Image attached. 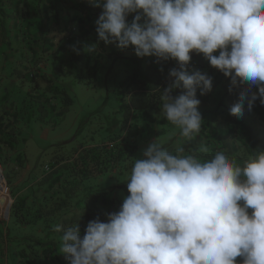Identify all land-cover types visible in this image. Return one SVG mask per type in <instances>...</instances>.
<instances>
[{"label": "clouds", "instance_id": "clouds-1", "mask_svg": "<svg viewBox=\"0 0 264 264\" xmlns=\"http://www.w3.org/2000/svg\"><path fill=\"white\" fill-rule=\"evenodd\" d=\"M95 6L102 8L97 43L177 62L161 111L187 140L204 123L197 90L204 95L213 84L207 73L188 70L191 53L229 79V92L239 87L230 115L242 117L257 100L264 105V0H96ZM176 152L155 139L135 159L119 210L106 222L89 221L82 238L77 223L64 230L61 253L69 264H237V257L240 264H264V151L242 166L222 151L203 162L179 155L183 147ZM54 230L61 232V224Z\"/></svg>", "mask_w": 264, "mask_h": 264}, {"label": "rangeland", "instance_id": "rangeland-1", "mask_svg": "<svg viewBox=\"0 0 264 264\" xmlns=\"http://www.w3.org/2000/svg\"><path fill=\"white\" fill-rule=\"evenodd\" d=\"M49 1L58 10L59 23L55 22L54 10H50L44 31L40 29L44 20L33 11L29 17L18 18L15 27L10 25L6 38L0 33V164L9 195L0 196V264H16L19 249L34 245L10 242V236L53 237L60 246L54 226L67 216L81 213L83 198L89 191L101 190L102 197L109 200L108 204L96 201L107 220V214L118 211L127 196L126 183L135 159L143 158V149L155 139L164 148L171 145L175 155L178 147L185 149L179 155H187L191 147L208 149L200 132L187 140L177 126L166 120L161 98L146 109L128 111L120 106L122 100L130 105V90L120 92V85L133 74L141 78L146 66V57L126 53L133 50L131 46L122 53L113 43L105 49L102 61L94 53L89 62L95 64L93 68L86 65L80 70L69 59L66 38H80L77 25L70 19L72 15L83 17L79 6L84 5L92 12L94 27V15L101 8L95 6L96 0ZM34 3L29 1L31 7ZM64 19L69 24L62 34ZM132 19L127 18L129 22ZM44 35L46 42L42 40ZM190 55L188 70L203 65L213 79L212 89L206 94L207 104L199 106L206 123L212 110L223 112L224 88L230 81L202 54ZM46 81L64 90L70 104L59 118L56 113L62 100L51 97L46 121L40 122L25 108L26 95L34 93L35 83L41 92ZM180 91L174 90L173 95ZM13 115L17 116L14 123ZM9 138L13 139V148L3 142ZM12 207L24 223L17 222Z\"/></svg>", "mask_w": 264, "mask_h": 264}, {"label": "trees", "instance_id": "trees-1", "mask_svg": "<svg viewBox=\"0 0 264 264\" xmlns=\"http://www.w3.org/2000/svg\"><path fill=\"white\" fill-rule=\"evenodd\" d=\"M29 1L30 0H0V33L3 34L2 36L6 38V35L9 32V26L11 25V27H15L18 18H21L23 15L29 17L33 14V11H37V14L42 20H44L40 29L44 31L47 29L46 23L50 19L49 12L50 10L53 11V8L55 7H51L52 3L49 0H35L32 7L30 6ZM84 7V5L79 6L80 13H82L83 17H81V15H72L70 19V22H74L77 25L80 38L67 37L64 45L68 46L69 59L80 70L86 65L91 67L95 65L89 63L91 56H93L91 52L94 51L89 50L92 45L81 40L82 35H88L93 28L91 23L93 19L92 12ZM57 12L58 10H54L53 16L55 22L59 23V15ZM61 23L60 30L61 33L64 34L67 32L69 20L64 19ZM42 38L43 42L48 40L45 38V35ZM73 47H75L76 51H73ZM151 61L152 62L149 61L146 63L141 78H135V74H133L128 77L122 85H120V92L130 90V105H125L123 100L120 104L124 110L131 111L136 110L137 108L146 109L152 107L153 101L161 98L163 89L168 83H170V79L167 80V76L169 70L176 67L173 61L171 59L167 61H158L156 57H152ZM195 70L206 73L203 65H197ZM207 74L209 75L208 72ZM51 84L52 83H49V81H46L43 90L39 92V87L37 83H35L32 88L34 93L29 92L26 95L28 102L26 103L25 108L29 110L31 114L33 113L36 119L40 122L46 121L45 116L48 115L49 110L47 103L51 97L57 96L62 100L63 105L56 113V116L59 118L64 115L67 111V106L70 104V98L66 95L65 91L60 87ZM229 87L230 84L226 85L224 88L222 101L225 106L223 112L219 114L217 109L212 110L209 120L201 126L200 136L208 146L207 151L201 152L198 151L197 148L191 147L187 150L186 154H195L203 162L210 160L216 152L222 151L230 159H234L242 166L243 162L254 156L256 152L264 151V105H261L259 100H257L252 110L249 112L246 109L242 117L237 118L234 115H230V107L227 106H231L238 99L239 87H234L231 92L228 91ZM255 90V87H253V91ZM206 94L200 95L199 90H197V97L200 100L199 106H205L207 104ZM16 117V115H13L11 117V122L14 123ZM13 137V135H10V138ZM10 138L3 142H6L8 148H13L11 142L13 139ZM165 148L171 154L175 155V150H173L171 145H167ZM102 194L103 191L101 190L87 192L83 198L82 212L79 214H72L61 220L59 224H61L62 230L61 232H58L60 242L64 230L67 227L74 226L76 223L80 229L82 238L89 221L99 218L101 222H106L103 218L102 210L96 204L98 199L100 200V203H109V200L104 199ZM127 195H129L128 191ZM249 211L251 210L249 209ZM12 214L18 219L17 222L21 220V222L24 223L22 218H19V211L15 207L14 209L12 207ZM9 239L10 242H16V244L24 245V242L34 244L27 249L22 247L19 249L16 264H69L67 255L61 253V243L60 246H58V243L53 237L40 239L32 236H10ZM241 260L242 258L239 257L238 264H240Z\"/></svg>", "mask_w": 264, "mask_h": 264}, {"label": "crops", "instance_id": "crops-1", "mask_svg": "<svg viewBox=\"0 0 264 264\" xmlns=\"http://www.w3.org/2000/svg\"><path fill=\"white\" fill-rule=\"evenodd\" d=\"M101 9L102 8H99V10H97L98 15H94L95 18H98L99 14L102 11ZM134 15H135V13L129 14L128 18L131 19V18L134 17ZM93 26L94 27L90 30V33L88 35H85V34L82 35L81 40L83 42H86L89 45H96L95 51H92L91 54L93 55L95 53L96 55H99L100 61H102L103 60L102 58L106 54L105 53V49H107L108 47L112 46V44L105 45L102 41H100L99 43H97L98 37H97L96 31H95V27H96L95 23L93 24ZM119 50H121L122 53L125 51V49H121V48ZM126 53H134V51L131 50V51H128ZM151 60H152V57H146V59H145L146 63L149 62V61L152 62ZM100 64H101V62H100Z\"/></svg>", "mask_w": 264, "mask_h": 264}, {"label": "bare ground", "instance_id": "bare-ground-1", "mask_svg": "<svg viewBox=\"0 0 264 264\" xmlns=\"http://www.w3.org/2000/svg\"><path fill=\"white\" fill-rule=\"evenodd\" d=\"M5 187H6L5 179L3 178V176H0V196L6 194L4 191Z\"/></svg>", "mask_w": 264, "mask_h": 264}, {"label": "built area", "instance_id": "built-area-1", "mask_svg": "<svg viewBox=\"0 0 264 264\" xmlns=\"http://www.w3.org/2000/svg\"><path fill=\"white\" fill-rule=\"evenodd\" d=\"M0 176H3V178H4V174H3V167H2V165L0 164ZM5 184H6V187H5V193L7 194V196L9 197V195H8V186H7V183L5 182Z\"/></svg>", "mask_w": 264, "mask_h": 264}]
</instances>
